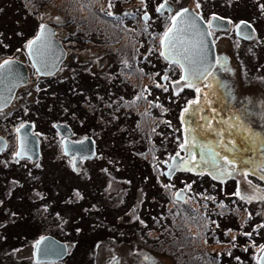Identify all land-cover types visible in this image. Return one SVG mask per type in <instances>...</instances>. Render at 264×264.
Listing matches in <instances>:
<instances>
[{"label":"rangeland","instance_id":"374dc122","mask_svg":"<svg viewBox=\"0 0 264 264\" xmlns=\"http://www.w3.org/2000/svg\"><path fill=\"white\" fill-rule=\"evenodd\" d=\"M147 1L152 7L162 0ZM201 1L205 11L233 14L240 8L236 18L249 14L242 7L256 12L255 0ZM111 2L112 8L109 0H0V59L17 54L29 68L20 97L0 113V135L8 140L0 153V264H216L214 255L228 251L231 240L240 243L241 264H253L264 246L259 198L264 179L208 157L165 177L174 154L186 158L180 145L192 139L200 120L190 103L196 101L197 85L187 87L178 66L163 59L165 32H137L139 26L114 18L127 0ZM105 7L115 11L112 16L105 15ZM155 21L160 30V15ZM42 22L56 27L68 51L59 70L46 78L26 53ZM225 49L236 52L238 64L240 42H226ZM144 57L153 61L151 74L143 70ZM166 71L169 81L163 87ZM231 81L239 98L263 96L246 92L241 77ZM235 102L241 103L236 95ZM25 121L40 137L41 156L35 161L15 157L17 127ZM57 121L69 124L74 139L92 136L95 155L75 164L63 153L53 126ZM204 151L209 156V148ZM179 187L185 189L183 200L175 197ZM218 223L221 244L210 241L216 237L212 224ZM46 233L70 244L65 257L35 259V244Z\"/></svg>","mask_w":264,"mask_h":264},{"label":"flooded vegetation","instance_id":"af4514ba","mask_svg":"<svg viewBox=\"0 0 264 264\" xmlns=\"http://www.w3.org/2000/svg\"><path fill=\"white\" fill-rule=\"evenodd\" d=\"M135 1L127 0V3L123 4L124 11L117 13L114 18L119 21H130V24L134 25L133 28L139 26L137 32H166L171 24V17L188 6L193 8L209 23V31L212 33L215 46V64L212 69V75L206 79L208 82L203 79L200 82L193 83L197 85L196 87L201 88L199 96L196 97L198 103H195L196 110L200 114V120L195 125L194 131L203 142V146L196 148V150L201 151L206 156L204 148H209L210 153L207 157L213 163L241 165L243 174L254 176L258 180L259 178L264 179V0L254 1L253 5L256 8V12L250 10V8L242 7L243 10L247 9L246 13L248 12L249 14L240 15L237 18L235 13H240V8H235V13L233 14L223 13L217 8L205 11L204 3L201 0L195 2L194 5L183 1L181 3L174 0H162L159 5L163 3L165 7L160 12L156 11L158 4L151 7L147 0H143L145 5L138 6L134 3ZM197 3L199 7H197ZM108 7L104 9L112 13L115 12ZM158 15H160L161 19L160 30L156 28L155 21ZM210 21H212L211 28ZM231 40L239 41L241 44V49L237 53L238 64L233 61L236 52L233 55L232 51L228 52L225 49L226 42L229 44ZM234 50L236 51V49ZM9 56L18 58L17 54L13 53L6 57ZM136 59V62H139V58L137 57ZM164 60L167 65L176 64L169 60ZM141 62L143 63V70L147 74H151L153 61L148 60V57H144L141 58ZM32 68L35 69L33 66ZM159 71H162V69H159ZM168 72L161 74L163 87L169 81L168 78L165 79L168 76ZM251 73L253 74L252 77L250 76ZM232 77H241L247 82L246 92L255 93L256 91H262L263 96L258 94L256 101L248 98H239L238 89L231 81ZM183 82L186 84V81L183 80ZM156 84L157 86L161 85L158 82ZM252 86L255 87V91L250 90ZM23 87L24 85L17 87L13 100L20 97ZM235 95L238 100H241L239 105L235 102ZM5 110L0 111V113H4ZM209 122L212 124L211 128L207 127ZM187 148L185 145L184 149L187 159H193L192 157L194 156V165L203 163L201 162L203 159L201 155L196 152L192 154ZM226 160L230 163H226ZM215 238L210 239V241L212 242ZM230 242H233V240ZM235 254L240 257V262L238 263L241 264L242 257L238 253ZM258 255L255 260H252L253 264H257L254 261L258 262ZM220 256H222L221 262ZM220 256L214 255L216 264H235L237 259L234 255L230 259H225L223 255ZM234 257L235 260H232Z\"/></svg>","mask_w":264,"mask_h":264},{"label":"water","instance_id":"95a60500","mask_svg":"<svg viewBox=\"0 0 264 264\" xmlns=\"http://www.w3.org/2000/svg\"><path fill=\"white\" fill-rule=\"evenodd\" d=\"M189 11L185 15L183 22L181 18H177L176 29L173 33L169 34L166 38L163 36L164 43H161V52L165 58L171 55L177 60L182 68V76H186V69L191 72H197L199 68V61L206 58L207 64L211 65V70L214 66L215 49L211 35L209 33V24L199 15L193 8L185 7ZM184 9V8H183ZM191 21L195 22V27L192 26ZM212 21H210L211 25ZM47 26L46 40L40 43L42 55L40 53L31 54L27 47V54L31 61L32 66L36 69L38 75L47 76L53 74L67 55V49L64 47L62 41L56 36L55 26L49 23H42ZM172 27V22L168 29ZM167 29V30H168ZM166 30V31H167ZM40 33V27L37 32L30 38L29 41L35 39ZM240 33V32H239ZM165 34V33H164ZM202 41V44H201ZM169 60L168 58H166ZM5 60L13 61L10 71L0 72V109L7 106L11 101L14 91L18 85L27 82L29 76L26 64L13 57L5 58L0 61L3 63ZM39 69V70H38ZM201 79L194 80L199 82ZM23 125V127H21ZM54 127L63 136L62 148L66 155L74 156V162L78 163L80 158H91L95 153V142L91 136H85L82 139L74 140L69 136L72 134L71 127L63 122H55ZM17 129V149L16 158L26 157L36 160L40 156V139L39 136L32 131V124L29 121L21 123ZM7 146V139L5 136L0 135V152ZM20 153V155H17ZM184 157L174 154L167 168L164 170L166 176L170 177L177 168L184 166ZM168 173H171L170 175ZM177 193H180L177 196ZM175 197L179 200L185 198V191L183 188H178L175 191ZM69 244L58 239L52 234L42 235L35 245V259L38 261H51L63 258L68 251ZM261 258H264V248L261 250L258 257V264H261Z\"/></svg>","mask_w":264,"mask_h":264},{"label":"snow or ice","instance_id":"6c2138e0","mask_svg":"<svg viewBox=\"0 0 264 264\" xmlns=\"http://www.w3.org/2000/svg\"><path fill=\"white\" fill-rule=\"evenodd\" d=\"M85 5H81V7H84ZM114 5L112 4L111 0H109V7H113ZM165 7V4H160L156 11L157 12H160L163 8ZM197 7H199V4L197 3ZM188 9L187 8H184L182 9L181 11L177 12L176 15L172 16L171 17V22H172V27H170L166 32H165V37L168 38L169 37V34L170 33H173L174 30H179V29H176V22H177V18H181V22H183V19L185 18V15L188 13ZM105 15L107 16H112L113 13L111 11H106L105 12ZM131 15V14H129ZM57 20H59V18L57 17ZM192 23V26L195 27V22L194 21H191ZM210 28H211V25H210ZM47 26L46 25H43L41 24L40 25V33L35 37V39L31 40L28 42V49L30 51V55L31 54H36V53H40L41 55L43 54L42 53V49L41 47L39 46L41 42L45 41L46 40V33H47ZM211 31H209L208 35H211ZM161 43L163 44L164 43V40L161 41ZM201 44H202V41H201ZM161 55H166L165 53H161ZM172 63H180L179 60H177L176 58H174L173 56L171 55H167V57ZM13 61H10V60H5L3 63H0V72H4V71H10L11 69V65H12ZM181 67L184 68L185 65L184 64H181ZM39 70V69H38ZM186 72H187V75L186 76H181V80H184L186 81V86L187 87H193L194 84H193V81L194 80H197V79H207L209 76L212 75V70H211V65L207 64V61H206V58H202L200 61H199V68L197 70V72L193 73L191 72L190 70L186 69ZM165 79H167V77H165ZM179 83V82H177ZM196 92L199 94L201 92V88L200 87H196ZM190 103H198V101H192ZM185 111H187V109H185ZM23 127V125L21 126ZM208 128H211L212 127V124L209 122L208 125H207ZM17 131H19V129H17ZM188 142L185 141L184 144H181L180 147L181 149H183L185 147V144H187ZM194 146V145H193ZM17 155H20V153H17ZM177 156H179V153H177ZM193 159L195 158L194 156L192 157ZM226 163H230L229 161H225ZM187 163V162H185ZM169 175L171 173H168ZM224 174V170H221V175ZM180 193H177V196H179ZM237 195H240L239 191L237 192ZM240 198L242 200H247V201H250L253 197H250L249 195H241ZM260 199L264 200V197H259ZM262 248H264V246H261ZM261 264H264V258H261Z\"/></svg>","mask_w":264,"mask_h":264},{"label":"trees","instance_id":"16d2710c","mask_svg":"<svg viewBox=\"0 0 264 264\" xmlns=\"http://www.w3.org/2000/svg\"><path fill=\"white\" fill-rule=\"evenodd\" d=\"M42 78H46V77H42ZM200 94V93H199ZM199 94L196 92V97H198L199 96ZM187 113V112H186ZM185 113V114H186ZM167 118H168V116H167ZM195 128H193L192 130H191V140L186 144V147H190V145L193 147V149L191 150H189L192 154H194L195 152L196 153H198L199 155H201L202 157H203V159H202V161L201 162H203V160L204 161H209L208 159H206V157L208 156V155H203V153L201 152V151H199V150H196V148H201L202 146H203V142L201 141V139L199 138V136L198 135H196V133H195ZM190 144V145H189ZM194 145V146H193ZM191 148V147H190ZM201 163H199V164H197V165H200ZM214 186H216V185H214ZM226 195V194H225ZM224 196V194H223V191H222V196L221 197H223ZM213 226H214V231H213V235L214 236H216V238H215V240H213L212 242H217V244H221L222 243V238H219V234H221V229L223 228V226L222 225H220V223H218V224H212ZM220 237H222V236H220ZM231 243V248L228 250V251H225V252H221L220 253V255H225L226 256V258L227 259H230L233 255L235 256V257H237V259L235 260V262H240V257H238V255L237 254H235L236 253V251H237V249L239 248V244L240 243H236V242H230ZM244 243V242H243ZM263 243V242H262ZM242 244V243H241ZM240 250L242 251V250H244V247H241L240 248ZM226 253H228V256L226 255ZM257 258V255L256 256H254V260ZM221 260H222V256H220V262H221ZM254 263H257L256 261H254Z\"/></svg>","mask_w":264,"mask_h":264},{"label":"bare ground","instance_id":"6f19581e","mask_svg":"<svg viewBox=\"0 0 264 264\" xmlns=\"http://www.w3.org/2000/svg\"><path fill=\"white\" fill-rule=\"evenodd\" d=\"M211 37H212V35H211ZM212 40H213V39H212ZM66 57H67V55H66ZM66 57H65V59H66ZM65 59H64V60H65ZM64 60H63V61H64ZM63 61H62V62H63ZM214 64H215V60H214ZM61 65H62V63L60 64V66H61ZM26 67H27V65H26ZM213 67H214V66H213ZM59 68H60V67H59ZM59 68H58V70H59ZM58 70H56L53 74H51V75H47V76H52V75H54ZM27 71H28V76H29V70H28V67H27ZM39 76H40V75H39ZM47 76H44V77H47ZM28 81H29V78H28L27 82H28ZM27 82H26V83H27ZM26 83L21 84V85H25ZM21 85H18V86H21ZM18 86H17V87H18ZM17 87H16V89H17ZM16 89H15V90H16ZM13 101H14V100H13V96H12L11 101L9 102V104H8L7 106L1 108L0 111H3V110H5V109H7V108L12 104ZM40 156H41V147H40ZM40 156H39V157H40ZM21 158L29 159V158H26V157H21ZM73 158L75 159V157H73ZM17 159H20V158H17ZM38 159H39V158H38ZM82 159H85V158H80L79 162L82 161ZM29 160H32V159H29ZM36 160H37V159H36ZM32 161H35V160H32ZM79 162H78V163H79ZM74 163H75V162H74ZM78 163H75V164H78ZM180 168H181V167H180ZM177 169H178V168H177ZM177 169H176V171H177ZM176 171H175V172H176ZM175 172H174V173H175ZM174 173H173V174H174Z\"/></svg>","mask_w":264,"mask_h":264}]
</instances>
